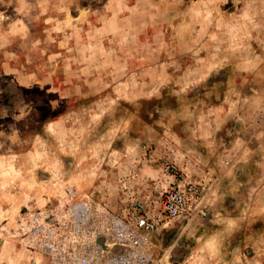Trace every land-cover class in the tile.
<instances>
[{
    "label": "rangeland",
    "instance_id": "374dc122",
    "mask_svg": "<svg viewBox=\"0 0 264 264\" xmlns=\"http://www.w3.org/2000/svg\"><path fill=\"white\" fill-rule=\"evenodd\" d=\"M191 183L156 255L264 264V0H0V264Z\"/></svg>",
    "mask_w": 264,
    "mask_h": 264
},
{
    "label": "built area",
    "instance_id": "2783aa9c",
    "mask_svg": "<svg viewBox=\"0 0 264 264\" xmlns=\"http://www.w3.org/2000/svg\"><path fill=\"white\" fill-rule=\"evenodd\" d=\"M199 187L194 184L170 186L164 193L159 207H149L138 202L125 216H114L109 224L107 237H94L92 228L75 220L58 242L46 241L50 264H176L172 253L157 256L154 237L165 223L189 215H207L199 203ZM195 205V206H194ZM194 206V207H193ZM56 229V228H53ZM48 231H52L49 230Z\"/></svg>",
    "mask_w": 264,
    "mask_h": 264
}]
</instances>
